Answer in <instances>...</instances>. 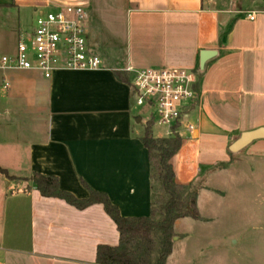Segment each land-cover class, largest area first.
I'll return each mask as SVG.
<instances>
[{
	"label": "crops",
	"instance_id": "crops-1",
	"mask_svg": "<svg viewBox=\"0 0 264 264\" xmlns=\"http://www.w3.org/2000/svg\"><path fill=\"white\" fill-rule=\"evenodd\" d=\"M126 2V64L118 67L119 62L101 57L99 71H60L48 80L44 139L30 144L27 173L0 181V264H96L99 245L119 244L117 227L102 205L77 210L60 199L45 198L29 181L33 173L58 177L61 189L79 199L89 197L84 181L107 194L124 217L151 215V165L140 140L143 131L133 124L132 78L124 72L140 64V54L156 69L167 62L200 68L202 51L217 52L200 68L199 98L188 119L195 131L184 129L187 138L182 140L197 149L196 159L202 156L203 142L222 152L205 156L188 183L205 168L230 162V148L244 133L264 129V0ZM43 9L35 7L39 15L46 13ZM252 13L254 21L248 19ZM91 42L95 49L102 46L97 39ZM256 142L264 139L249 146Z\"/></svg>",
	"mask_w": 264,
	"mask_h": 264
},
{
	"label": "rangeland",
	"instance_id": "rangeland-1",
	"mask_svg": "<svg viewBox=\"0 0 264 264\" xmlns=\"http://www.w3.org/2000/svg\"><path fill=\"white\" fill-rule=\"evenodd\" d=\"M45 4L49 5L48 9L41 8ZM75 4L83 6L90 14L87 21L90 40L102 43L95 52L107 59V63L115 61L119 62L118 67L124 66L130 18L126 0H0V56L13 55L20 34L34 29L40 16L35 7L51 12L55 6ZM137 60L138 69L155 68L148 63L147 55L140 54ZM160 68L190 70L197 77L202 74L196 65L167 62ZM7 78L11 84L9 89H3L0 84V167L12 176L27 173L29 146L44 139L47 132L50 82L36 72H11ZM132 98L133 124L142 132L154 111L137 106L134 96ZM154 116L157 120L156 113ZM139 117L142 123L137 124ZM171 127L155 122L153 134L157 138L168 137ZM183 131L182 128L180 136L186 140ZM184 140L172 163L178 182L198 190V207L204 221L185 218L176 223L177 239L167 264H264V142H256L232 154L228 163L205 168L195 181L188 183L189 174H196L203 158L214 157L222 149L210 150L203 142L199 150L202 156L196 159L197 149L189 148ZM3 178L0 174V181ZM7 182L5 180L3 185L7 186ZM153 183V199L159 211L166 197L160 182L156 179ZM14 190L13 187L8 189L10 196ZM8 215L11 216L10 211ZM1 257L9 256L1 254Z\"/></svg>",
	"mask_w": 264,
	"mask_h": 264
},
{
	"label": "built area",
	"instance_id": "built-area-1",
	"mask_svg": "<svg viewBox=\"0 0 264 264\" xmlns=\"http://www.w3.org/2000/svg\"><path fill=\"white\" fill-rule=\"evenodd\" d=\"M53 9L38 16L30 33L20 34L13 55L0 56V84L3 89L10 88L7 74L11 72H36L49 80L60 71L92 72L103 68V61L90 41L86 9L79 4L55 6ZM248 19L254 21V14H250ZM124 72L132 78L137 106L154 111L147 122L171 125V134L174 127L177 133L182 128L190 133L195 131L194 125L188 121L199 98L198 78L194 71L129 66Z\"/></svg>",
	"mask_w": 264,
	"mask_h": 264
},
{
	"label": "trees",
	"instance_id": "trees-1",
	"mask_svg": "<svg viewBox=\"0 0 264 264\" xmlns=\"http://www.w3.org/2000/svg\"><path fill=\"white\" fill-rule=\"evenodd\" d=\"M116 77L125 83V74L116 72ZM153 123L148 122L140 140L148 151L151 165V179L160 182L166 201L159 211L152 201L151 215L148 217H124L107 194L91 188L82 181L89 197L79 199L60 187L55 176L33 173L29 179L45 198L60 199L77 210H85L93 205H102L112 219L119 233V244L115 247L99 245L96 251V264H167L173 252L176 223L185 218L204 221L198 208L199 192L191 185L181 184L176 178L173 158L183 145L182 137L176 132L165 138H155ZM0 174L9 180H18L8 170L0 167ZM158 215L160 218H158Z\"/></svg>",
	"mask_w": 264,
	"mask_h": 264
},
{
	"label": "water",
	"instance_id": "water-1",
	"mask_svg": "<svg viewBox=\"0 0 264 264\" xmlns=\"http://www.w3.org/2000/svg\"><path fill=\"white\" fill-rule=\"evenodd\" d=\"M217 55L216 51L211 50H204L200 54V68L203 70L205 67V64L215 57ZM142 122V118H138L136 120L137 124H140ZM264 139V129H259L253 132L244 133L240 139H238L230 148L232 153H238L248 147L251 143H253L256 140ZM177 239L174 238V241Z\"/></svg>",
	"mask_w": 264,
	"mask_h": 264
}]
</instances>
